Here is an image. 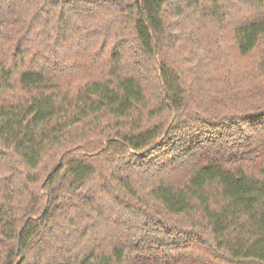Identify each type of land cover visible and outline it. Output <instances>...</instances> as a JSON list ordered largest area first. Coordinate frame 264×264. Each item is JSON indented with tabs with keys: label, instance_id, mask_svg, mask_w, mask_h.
Returning <instances> with one entry per match:
<instances>
[{
	"label": "trees",
	"instance_id": "16d2710c",
	"mask_svg": "<svg viewBox=\"0 0 264 264\" xmlns=\"http://www.w3.org/2000/svg\"><path fill=\"white\" fill-rule=\"evenodd\" d=\"M15 1L0 0V264H264V0H236V55L261 48L242 75L183 54L174 0H40L60 7L53 45ZM200 2L223 22L231 1ZM70 9L108 12L111 41Z\"/></svg>",
	"mask_w": 264,
	"mask_h": 264
},
{
	"label": "rangeland",
	"instance_id": "374dc122",
	"mask_svg": "<svg viewBox=\"0 0 264 264\" xmlns=\"http://www.w3.org/2000/svg\"><path fill=\"white\" fill-rule=\"evenodd\" d=\"M200 1L202 0H174V8L182 7L185 10L186 20L177 27L178 36L182 41L183 54L193 58L195 52L197 54H204V49H212L213 52L210 56L214 57V60L211 65L215 66L217 64L224 63L235 68L241 75L250 73L258 61L261 48L259 47L257 51L247 58H238L232 38L234 25L243 19L246 11V7L243 2L229 0L231 2L223 10V15H226L223 22H205L200 21L197 18L199 16L193 13L194 9L199 7L198 5L201 3ZM43 3L44 2H41L40 0H16L13 2V6L15 13L32 22L31 26L34 28L33 32L35 34H40L38 37L40 41H43L46 45H53L56 35L54 26H56L58 22L57 18L58 12H60V7L59 5L51 7L48 3ZM68 14L71 15L70 17L73 27L76 30L80 29L82 33L92 35L88 29L97 30L96 28L99 27L97 33L92 35L98 45H101L104 40L107 42L111 41L104 29H102L108 12L100 11L96 17L88 13L84 16H80L81 14H79L78 11L70 9ZM78 14L79 16H76ZM168 20L169 22L179 20V18L175 15V9L169 8ZM194 31L195 34L199 35V37L194 43H191ZM108 49V46L103 49L105 53L104 55L108 54ZM219 56L224 58L220 62L216 59V57ZM77 77H82V75L79 74ZM262 84L264 83H259V86H262ZM250 86H252V84ZM147 217L148 216H141L136 219V225L139 228L138 230L144 229L147 225H149V218ZM151 217L155 220H150V223H156V220L159 219L155 216ZM158 229L159 226H154L153 231ZM160 235L161 234H159L158 239ZM170 241L174 244L176 243L175 239ZM220 260L221 262L218 264H230L227 262L228 260L226 258H220Z\"/></svg>",
	"mask_w": 264,
	"mask_h": 264
},
{
	"label": "water",
	"instance_id": "95a60500",
	"mask_svg": "<svg viewBox=\"0 0 264 264\" xmlns=\"http://www.w3.org/2000/svg\"><path fill=\"white\" fill-rule=\"evenodd\" d=\"M20 251V248H18V252Z\"/></svg>",
	"mask_w": 264,
	"mask_h": 264
}]
</instances>
